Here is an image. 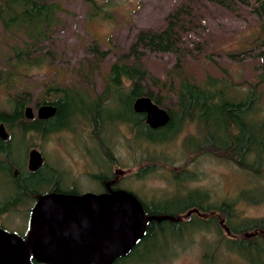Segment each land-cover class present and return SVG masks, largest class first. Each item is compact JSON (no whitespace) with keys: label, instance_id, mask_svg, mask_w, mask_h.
I'll list each match as a JSON object with an SVG mask.
<instances>
[{"label":"trees","instance_id":"obj_1","mask_svg":"<svg viewBox=\"0 0 264 264\" xmlns=\"http://www.w3.org/2000/svg\"><path fill=\"white\" fill-rule=\"evenodd\" d=\"M87 1L95 11L93 15H96L101 9L97 1ZM207 1L227 6L230 0ZM251 1L254 13L264 17V0ZM62 11L58 0H0V35L2 38H14L15 42L10 47V53L0 58V85L12 89L16 80L13 74L52 62L47 56L52 54V50L46 43L51 41L60 27ZM183 13L184 10L179 8L170 14L161 30L140 31L128 52L110 65L102 79L104 90L94 99L69 87L44 88L41 95L47 99L37 96L34 106L37 108L47 103L54 105L57 114L52 121L27 120L24 109L31 102V93L22 90L16 94L10 101V110L0 112V124L11 135L8 142L0 145V218L5 213L20 215L27 219L25 228L28 229L34 200L46 193L40 176L27 172L28 153L37 147L33 140H44L49 134L73 133L78 123L89 128L93 134L101 133L107 125H121L126 127L129 135L127 142L135 152L143 151L146 147H170L183 131L193 128V133L182 142L187 161L178 173L170 171L175 159L166 155L148 153L145 158H135L134 163L139 166L133 175L136 180L155 174L161 164L167 165L175 191L145 200L138 193L123 187L141 204L146 218V231L130 252L114 260L113 264H124L130 260L134 264H162L175 258L176 250L186 247L188 237L194 239L197 234L211 231L216 233L215 241L226 246L224 254H235L245 264L250 263V258L242 257V248H260L264 255V217L240 220L238 199L213 200L207 189L188 190L183 185L187 181L199 180V173L186 167L196 163L202 156L230 163L248 176L262 177L264 115H261L260 88L264 85V51L258 54L261 70L256 81L242 91L227 79L218 80L208 76L201 83L187 75L178 77L176 82L167 83L150 74L144 66L143 55L180 52L182 33L186 30L180 19ZM257 39L261 41V48H264V38ZM93 50L97 52L96 45ZM98 71V66L95 70L91 69V72ZM169 95L175 100L172 107L165 102ZM143 96L168 112L170 122L167 126L153 130L145 123L143 114L133 111V102ZM122 101L123 112H116L113 105ZM15 135L20 140L22 152L15 146ZM98 141L103 149L100 139ZM114 166L117 167L118 162L115 161ZM120 189L122 187L117 185L108 193ZM262 201L244 202L258 204ZM0 229L20 234L25 241L27 239V236L18 233L24 229L10 231L3 224H0ZM215 252L203 250V264H207V260L214 261ZM259 261L264 264V258ZM32 262L46 264L34 259Z\"/></svg>","mask_w":264,"mask_h":264},{"label":"rangeland","instance_id":"obj_2","mask_svg":"<svg viewBox=\"0 0 264 264\" xmlns=\"http://www.w3.org/2000/svg\"><path fill=\"white\" fill-rule=\"evenodd\" d=\"M58 1L63 9L60 14L61 25L51 41L46 43L52 50V54L47 55L52 62L13 74L16 80L12 89L0 85V112L9 111L10 101L22 90L31 93L28 106L33 109L35 116V98L47 99L41 95L44 88L69 87L94 99L104 90L102 79L110 65L128 52L135 36L143 30H161L166 25L167 17L179 8L184 10L180 19L186 27L182 33L180 52L144 54V66L151 75L167 83L176 82L178 77L184 75L198 83L207 76L218 80L227 79L242 91L256 81L261 70L258 54L264 48H261V41L257 38H264V17L254 13L251 0H230L227 6L207 0H96L101 8L96 15H93L95 11L87 0ZM6 37L0 35V58L9 54L10 47L15 45L14 38ZM95 45L97 52L93 50ZM96 66L98 73L91 72ZM260 92L261 115H264V85ZM165 102L172 107L175 100L169 95ZM123 103L113 105L116 112H123ZM89 133V128L78 123L73 133L63 132L44 140H33L37 145L34 149L48 163L59 166L82 182L81 192L92 190V185L87 183L89 177L86 176L90 166L81 154L85 150L90 151L93 166L100 159L97 141ZM101 133L105 146L117 158L119 169L127 173L122 187L138 193L145 200L175 191L169 166L161 164L155 174L136 180L133 175L139 166L134 160L142 156L145 158L148 153L166 155L175 159L170 171L178 173L187 161L182 142L193 133V128L183 131L170 147H146L143 151L135 152L127 142L129 135L125 126L107 125ZM19 141L15 139V146L22 152ZM186 168L199 173L200 178L197 182L187 181L183 184L185 189H207L213 200L238 199L240 220L264 217V201L258 204L244 202L264 200V172L262 177H251L234 165L211 156H202ZM0 224L13 231L24 229L28 223L27 219L15 214L0 218ZM215 235L211 231L197 234L194 239L188 237L186 247L176 250V257L162 264H203V250L216 251L214 261L207 260V264H245L235 254H224L226 246L217 240L216 243ZM242 249V257L250 258L247 264H260L259 260L264 258L260 248ZM124 264H134V261Z\"/></svg>","mask_w":264,"mask_h":264},{"label":"water","instance_id":"obj_3","mask_svg":"<svg viewBox=\"0 0 264 264\" xmlns=\"http://www.w3.org/2000/svg\"><path fill=\"white\" fill-rule=\"evenodd\" d=\"M132 108L145 116L153 130L170 122L168 112L148 97L137 98ZM55 113L54 106L44 104L38 107L36 118L45 120ZM24 116L32 120L33 109L27 106ZM7 137L0 124V138ZM42 163L41 154L32 150L28 169L36 170ZM30 221L37 234L30 247L16 234L0 229V264H33L32 259L46 264H110L127 255L146 231L141 204L123 190L76 196L48 194L37 200Z\"/></svg>","mask_w":264,"mask_h":264},{"label":"flooded vegetation","instance_id":"obj_4","mask_svg":"<svg viewBox=\"0 0 264 264\" xmlns=\"http://www.w3.org/2000/svg\"><path fill=\"white\" fill-rule=\"evenodd\" d=\"M48 105H52L50 103H47ZM54 106V105H52ZM55 107V106H54ZM56 108V107H55ZM38 107L36 108V112H37ZM57 114V108H56V113L54 116L45 119L43 121H52L53 119H55ZM33 119H37L36 116H34ZM6 130V128H5ZM8 137L6 140H2L0 138V145L2 143L8 142L10 140V133L6 130ZM89 134L91 137H93L94 140L97 141V145H98V149H99V160H97L96 162V166H93V162H92V156H91V152L90 151H86L83 152V155L86 159V161L88 162L89 166H90V171L86 172V176L89 177L88 178V184L92 185L91 189L95 190L94 191H85V192H81L80 189V185L82 184L81 181L78 180L77 177H71L70 173L68 174V172H66L65 170H63L62 168H59V166L55 165V164H50L48 163V161L45 159V157L41 154L42 159H43V163L42 165L36 169V170H29L28 169V162H29V153L32 150H36V149H32L29 151L28 153V159H27V172L30 174H38L40 176V179L44 185L45 191L46 193L42 194L41 196L37 197L34 201V204L31 208V212L32 209L35 205V203L37 202L38 199H40L41 197L48 195V194H64V195H84V194H107L108 191L113 188L114 186H119L120 188L122 187V183L124 181V179L126 178V172L122 169H119V166L115 167L114 163L115 161L118 162L117 158L115 157L114 153L110 150V148H108L105 142V139L103 137H101L100 134H93L91 133V131L89 130ZM59 134V133H57ZM54 134H49L47 136V138L51 137ZM46 138V139H47ZM101 141L102 145H103V149H101L99 147V140ZM13 144V142H10V144ZM104 150H106V153H104ZM37 151V150H36ZM87 152V153H86ZM80 155V153H79ZM123 190V187L122 189ZM124 191V190H123ZM115 192V191H114ZM109 193H113V192H109ZM2 197L0 196V201ZM30 212V215H31ZM12 215H15L13 213H5L4 215H2L1 218L3 217H12ZM30 215H29V221H30ZM31 230H29V228H24V230L22 232H18V233H22V236H27L26 241L21 237L20 234L14 233L17 236H19L29 247L32 244V241L35 239L36 237V231L34 226L31 224V221L29 223ZM114 261L110 264H113ZM90 264H94V263H90Z\"/></svg>","mask_w":264,"mask_h":264}]
</instances>
